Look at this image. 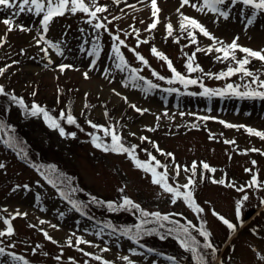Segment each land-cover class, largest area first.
I'll return each instance as SVG.
<instances>
[{"label": "rangeland", "instance_id": "374dc122", "mask_svg": "<svg viewBox=\"0 0 264 264\" xmlns=\"http://www.w3.org/2000/svg\"><path fill=\"white\" fill-rule=\"evenodd\" d=\"M193 2L198 3V0ZM99 3L108 6L106 12L97 15L99 22L107 24L109 31L94 30L86 22L88 16L77 12L55 17L48 33L43 34L38 31L42 17L28 12L15 16L16 9L0 6V21L12 17L15 24L32 29L20 31L14 28L9 32L7 26L0 23V37L7 34L6 41H0V69H4L0 84L23 98L21 106L24 111L31 113V106L35 103L45 107L58 120L62 110L65 117L70 110L77 120L76 125L67 124L66 118L60 121L65 133H76L72 137L51 128L42 113L31 114L33 118L21 120L29 131L28 136L22 134L21 142L0 121L1 139L6 144L0 140V164L3 165L0 167V231L7 232L5 219H11L14 229L12 235L0 236V247L7 246L6 252L24 256L29 264H101L84 253L100 255L112 264H128L121 259L123 256H128L134 264H198L196 253L182 247L177 239L178 233L169 234L168 230L175 226L174 221L181 224L192 221L196 227L190 231L202 245L205 238L198 234V229L204 219L207 221L205 227L212 233L208 239L217 249L213 255L211 249L200 248L201 252L207 253L208 264H264L259 259L264 255V187L246 188L249 198L240 205L241 218L237 220L236 202L243 193L236 191L235 187L212 182L213 178L226 179L240 187L257 175L258 181L264 184V139L249 134L245 128L226 126L245 125L264 131V98L201 95L203 88L200 84L185 87L171 78L173 73L166 61L150 51L155 46L171 59L175 68H185L183 71L192 78L193 73H187L185 65L188 56L195 52L193 66L198 64L203 72L194 74L207 88L224 89L228 83L244 84L251 78L241 79L239 73L227 79L205 75L226 71L227 65L216 59L219 53L215 51L196 52L197 47L206 50L215 42L197 30L198 44L191 43L187 34L179 30L177 9L199 20L225 44L239 37L238 44L254 50L264 49V13L258 14L249 25L247 20L251 9L241 4L232 6L230 0L225 5V10L230 8L228 19L216 13L197 12L188 5L180 8L181 0H157L159 23L148 32L145 29L156 19L152 16L151 0H121L119 4L114 0H99ZM169 21L174 27L173 36H167L165 26ZM96 22L94 20L93 24ZM130 26L139 29L140 39H147L148 43L138 45L134 33L125 36V31L132 33ZM118 29L128 48H135L148 60V66H145L128 48H121L129 66L140 69L137 75L143 76L144 80L133 82L128 70L116 68L118 61L111 51V37ZM41 35L44 40L37 43ZM96 35L99 40L95 39ZM177 36L179 42H176ZM46 40L59 44V50L44 42ZM61 64L72 67L61 71ZM249 70L264 79V62L258 60ZM153 71L165 79L160 80L152 74ZM169 79H173V83H168ZM148 80L156 87L149 88ZM170 88L177 91H168ZM133 104L148 111L137 112ZM87 120L105 127L115 126L125 146L139 145L136 154L141 160L147 159V152H151L162 164H173L172 157L161 155L152 143L140 140L141 136H147L165 153H172L176 164L190 169L195 161L194 197L204 212L196 213L182 198L172 203L171 194L153 184L151 174L138 169L127 154L104 152L95 147L93 137H101L108 143L111 138L104 136L103 129H93ZM226 140L235 143L228 144ZM251 148L259 151H245ZM201 162L216 169L215 173L204 172L203 180ZM191 174L190 170L181 171L173 180L170 167L169 183L182 185ZM43 176L52 185L46 183ZM57 188L70 201L77 202L75 206L83 211L84 216L60 197ZM121 188H124L123 192ZM124 196L139 204L145 212L169 215V220L144 218L149 223L142 228L152 231L151 234H142L137 243L130 237L137 231L135 226L141 224V212L120 207ZM93 197L101 203H93ZM109 202L113 207H108ZM213 210L236 224V230H229L213 215ZM17 211L27 213V216H17ZM127 229L132 232L125 234ZM44 232L56 242L48 240ZM69 236L74 246L67 244ZM78 237L91 244L77 245ZM103 248L109 251H101ZM0 264H12L10 257H0Z\"/></svg>", "mask_w": 264, "mask_h": 264}, {"label": "snow or ice", "instance_id": "6c2138e0", "mask_svg": "<svg viewBox=\"0 0 264 264\" xmlns=\"http://www.w3.org/2000/svg\"><path fill=\"white\" fill-rule=\"evenodd\" d=\"M121 0H114V3L119 4ZM229 3V0H198V3H194L193 0H181L180 8H183L185 5L191 6L194 8L197 12L200 13H216L220 17H223L224 19L229 18V13H230V8L228 10H225V5ZM230 4L232 6H235L236 4H241L245 6L246 8L251 9V16L248 18L247 23L251 25L256 18L258 14L264 13V0H230ZM0 6H3L5 8L9 9H16L14 12L15 16H19L21 13L28 12L33 14L36 17H42L39 21L40 23V29L38 31H41L43 34H47L49 31V26L52 20L55 17H61L64 16L66 13L70 14H76L77 12L84 13L88 16V20L86 21L92 27L94 30H99V29H104L105 31H109L107 24L100 21V17L97 15L98 13H104L108 10V6L106 4L101 5L99 3V0H0ZM129 7H133L132 5H129ZM151 8L153 9L152 11V16L155 17L156 19L153 20L151 24L148 25L147 29L145 31L151 32L153 29H155L159 23V17L158 13L160 11L158 5H157V0H151ZM177 12L180 15V21H179V30L180 32L186 33L187 37L190 39V42L193 44H198L196 32L197 30L199 33H201L204 37L209 38L210 40L214 41L215 43L213 45H210L206 50L201 49L199 47L196 48V52L200 51H206V53H211L215 51L216 53H219V55L216 56V59L218 61H232L234 62L235 66H229L226 71H221L218 74L214 73H206L205 75L209 76L210 78H215V79H227L233 75L236 74H241V79L244 77H250L251 80L247 83L244 84H233V83H228L226 84L224 89H210L205 87L198 79L191 78L190 75L182 74L179 72L174 66L171 61V59L162 51H159L155 46H152L150 51L153 55L158 57L159 59L166 61L167 67L171 70V72L174 74L175 80H178L179 83L184 85L185 87L189 85H196L200 84V86L203 88V92L200 93L201 95H206V96H214V95H235L239 96L241 98L248 97V98H264V79H260V75L253 73L250 71L246 66L250 64L251 59H257L261 62H264V49L260 50H254L252 48L244 47L240 44H238V39L239 37H235L230 44H225L223 41H220L217 37H215L206 27L204 24H202L199 20L196 18L190 17L185 15L183 12L180 11V9H177ZM113 19H119V17H113ZM97 21L96 23L93 24V21ZM0 23H3L5 26H7V29L9 32L14 30V28H19L20 31H32L31 28H26L24 25L20 24L17 25L15 24V21L13 20L12 17H8L0 21ZM132 27V33H129L125 31V36L132 35L133 33L136 36L137 39V44L141 43H148L147 39H140V30L136 29L134 26ZM166 32L167 36H173L174 32V27L173 24L169 21L166 24ZM119 29L115 34H112V48L111 51L113 53V56L115 59L118 61L116 63V68L120 69L121 71L128 70L129 71V78L135 82L137 80H144L143 76H138L137 73L140 71V69L135 68V67H130L129 66V61L126 59L124 52L121 50L122 46L125 48H128V45L126 44L124 39H121L120 34H119ZM6 36L7 34L5 33L4 36L0 37V41H6ZM96 40H99L100 37L99 35H96L95 37ZM176 42H179L180 37L177 36ZM42 40H44L43 35H41L40 39L37 40V43H40ZM48 44H50L53 48H56L59 50L60 45L57 43H53L51 40H46L44 41ZM95 50V49H94ZM130 52L133 53L136 59L141 61L145 66H148V60L139 52L136 51L135 48H128ZM42 51H47V49H42ZM237 51L243 53L242 58H237ZM194 58H195V52L192 53L191 56H188L187 58V63L185 65L187 73H193L196 71L203 72V69L200 68L198 64L193 66L194 63ZM72 67L71 65L67 64H61L59 65V68L61 71H63L66 68ZM4 69H0V75H3ZM154 76H158L160 80H164L165 77L159 75L157 72L153 71L152 73ZM85 78H87V73H84ZM173 79H169L168 83H173ZM147 85L149 88L156 87L152 83L151 80L147 81ZM255 85L256 87L253 88L252 86ZM127 86V85H125ZM244 89L241 91L240 89ZM168 91H177V89H168ZM0 94H5L7 95L5 91V87L0 84ZM119 95V93H116ZM35 95V92L33 93ZM12 100L23 104V98H17L14 95L11 97ZM127 100V98H124ZM87 107V105H86ZM132 107L137 111V112H146L148 111L147 109H141L136 107V105H132ZM43 114V117L45 121L49 124V126L53 129H58L61 135H71L72 137H75L76 133H65V128L61 126L60 121L64 120L66 118V122L69 125H76L77 120L76 118L71 114V111L68 110L67 115L65 117V111H61L59 113L60 119L58 120L55 116H52L49 114V111L45 108L42 107L39 104H33L31 106V114L32 115H37V114ZM83 114V113H82ZM105 115H107V112H105ZM203 119H209V117H203ZM93 129H103L104 136L110 137V143L105 142L101 137H93L92 143L95 145L97 148H101L104 152H113L117 154H127L131 160L134 162L135 166L138 169H142L143 171L150 173L152 177V183L158 186H161L163 190L167 193H170L172 196V203H176L178 199H181L190 207L192 208L196 213H203L204 208L200 206L194 197V191H195V186H196V172H197V163L194 161L192 165L190 166V169L188 166H181L179 164H176L174 162V156L172 153H165L162 149H160L159 145L153 141H150L147 136H141L140 140L141 141H149L152 143L153 148L157 151L160 152L161 155H166L168 157L173 158V164L169 166L168 164H162L159 159L155 155H152L151 152H147L146 149L143 151L147 152V159L141 160L138 158L136 154V149L139 147V145H130V146H125V143L122 142V136L118 134L115 126L112 127H105L104 125H98L93 123L91 120L86 121ZM221 123H226L224 121H221ZM229 128L232 127H242L245 128V130L254 136H257L261 139H264V131L262 130H257L253 129L251 127H247L245 125H232V124H227L226 125ZM195 127V125H193ZM149 130H155V129H149ZM92 135V134H90ZM131 135H135V133H131ZM225 143L228 144H234L235 141H230L226 140ZM245 151H252L256 152L259 151V149L256 148H251L247 149ZM154 162V163H153ZM253 164L256 162L253 161ZM0 167H3L2 164H0ZM171 167V171L173 173V180L180 176L181 171L188 172L189 170L191 171V175L187 177L186 183L180 185L176 184L173 186L172 184L169 183V168ZM201 167H202V172H201V180H203L204 172H212L215 173L216 169L214 167H211L208 163L206 162H201ZM162 168L163 171H157V169ZM246 171L251 172V169H246ZM51 183V181H49ZM213 183H218L228 186V187H235L236 191L243 193V196L240 200L236 202V217L237 220H240L241 218V209L240 205L243 203V201L248 200V193L246 192V188H261L264 187V184H261L258 181L257 175H253L252 179L243 186L236 187L234 183L227 182L226 179H220V180H215L213 178L212 180ZM75 191V189H73ZM121 192L124 191V188L120 189ZM72 204H76V201H70ZM93 203H101L97 198L93 197ZM108 207H113V204L111 202L108 203ZM120 207H130L137 209L141 212V224L136 225V233L132 235L130 238L135 240L137 243H139V237L142 234H151V229H143L142 225L149 223V220L144 219L146 217H155L157 218L158 221H168L169 220V215H162L159 212H154V213H148L145 212L143 209L140 208L139 204L134 203L129 197L124 196L123 197V203L120 205ZM6 211V209L4 210ZM17 216H27V213H20L19 211L16 212ZM213 215L217 216L218 219L231 231H235L237 228V225L234 223H231L228 219H226L223 215H220L216 213L213 210ZM4 223L8 225L7 227V232L0 231V236H5V235H12L14 232V229L11 227V219H5ZM40 223H44V221H40ZM174 227L169 228V234L175 232L178 233L177 239L179 240L180 244L182 247L185 249L195 252L196 253V260L198 264H208V261L206 259L207 253H203L200 251V248L202 247L203 249H211L212 253L217 251L215 248L214 244L208 239L211 237L212 233L205 227L207 221L204 219H201L200 221V227L198 229V234L202 237L205 238V242L201 245L200 241L197 240L195 236L192 235L190 228H195L196 225L192 223V221H188L187 224H181L179 221H174ZM34 227V226H33ZM55 227V225H53ZM43 231V230H42ZM132 232V229H127L125 234ZM45 237L48 240H52L54 243L56 241L53 240L51 236L48 235L47 232L43 233ZM74 235V234H73ZM164 238V237H161ZM91 244L90 241L84 240L83 237H78L76 244ZM67 244L69 246H74L73 245V240L72 237L69 236L67 240ZM95 246V245H94ZM6 247H0V257L3 256H8L10 257V260L12 264H29V261L24 257L20 255H16L15 253L12 252H6ZM14 247V245H13ZM80 251L83 252V249H79ZM35 251V250H34ZM101 251H109L108 248H103ZM134 252V254H139L136 253L135 250H131ZM87 256H93V258L97 261H101V264H112L111 261H108L104 259L100 255H94L93 253H84ZM56 259H60V257H57ZM71 259V258H70ZM124 261H127L128 264H134V262L128 257V256H123L121 257ZM170 260H174V257H169ZM259 259L261 261H264V255H260Z\"/></svg>", "mask_w": 264, "mask_h": 264}, {"label": "trees", "instance_id": "16d2710c", "mask_svg": "<svg viewBox=\"0 0 264 264\" xmlns=\"http://www.w3.org/2000/svg\"><path fill=\"white\" fill-rule=\"evenodd\" d=\"M191 55H192V53H191ZM191 55H189V56H191ZM195 55H196V53H195ZM237 55H239V58L241 55V58H242L244 54L239 52ZM257 61H258L257 59H254V58L251 59L250 64H248L246 67L248 69H250L251 64L253 65ZM194 63H195V59H194ZM194 63H193V65H194ZM223 63L227 65L226 66L227 68L229 66H235V64H233L234 62H232V61H228V62L225 61ZM176 69L179 72H181L182 74H186V72L183 71L185 68L182 69V68L178 67ZM170 77L174 78V74H172V76H170ZM193 78L199 79V76H196L193 72ZM253 88H255V87H253ZM5 91H6L7 95L0 94V121L2 122L4 127L9 131V133L14 134L15 137L17 138V140H19L21 142V140H23V137H24V135H22V134H25V136L29 135L28 129L24 128V124H22L21 120L26 121L27 119L33 118L34 116H32L30 112H27L26 110L24 111L23 110L24 107H22L20 103L12 100V98H11L14 95L15 97H17L19 99V96L11 93L6 88H5ZM241 91H243V90H241ZM28 146H30L29 143H28ZM134 216L136 218V214ZM222 264H224V263L222 262Z\"/></svg>", "mask_w": 264, "mask_h": 264}]
</instances>
